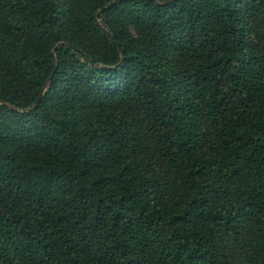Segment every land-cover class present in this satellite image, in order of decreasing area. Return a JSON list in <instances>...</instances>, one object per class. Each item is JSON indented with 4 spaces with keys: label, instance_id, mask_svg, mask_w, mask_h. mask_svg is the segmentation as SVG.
<instances>
[{
    "label": "trees",
    "instance_id": "trees-1",
    "mask_svg": "<svg viewBox=\"0 0 264 264\" xmlns=\"http://www.w3.org/2000/svg\"><path fill=\"white\" fill-rule=\"evenodd\" d=\"M0 264H264V0H0Z\"/></svg>",
    "mask_w": 264,
    "mask_h": 264
},
{
    "label": "water",
    "instance_id": "water-1",
    "mask_svg": "<svg viewBox=\"0 0 264 264\" xmlns=\"http://www.w3.org/2000/svg\"><path fill=\"white\" fill-rule=\"evenodd\" d=\"M102 11H103V10H100V12H99V16L101 15Z\"/></svg>",
    "mask_w": 264,
    "mask_h": 264
}]
</instances>
